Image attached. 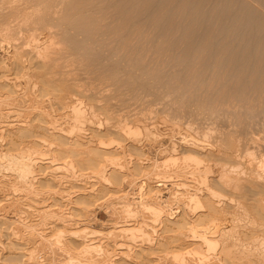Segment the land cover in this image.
Returning <instances> with one entry per match:
<instances>
[{"label": "bare ground", "instance_id": "6f19581e", "mask_svg": "<svg viewBox=\"0 0 264 264\" xmlns=\"http://www.w3.org/2000/svg\"><path fill=\"white\" fill-rule=\"evenodd\" d=\"M0 191V264H264V0H0Z\"/></svg>", "mask_w": 264, "mask_h": 264}, {"label": "rangeland", "instance_id": "374dc122", "mask_svg": "<svg viewBox=\"0 0 264 264\" xmlns=\"http://www.w3.org/2000/svg\"><path fill=\"white\" fill-rule=\"evenodd\" d=\"M204 125H205V124H204ZM205 126H207V125H205ZM205 126H203V124H202V127H200V129H201V128H202V129H203V128L205 129ZM200 129H199V131H197V132H200V131L202 130V129H201V130H200ZM205 130H206V129H205ZM202 131H204V130H202ZM2 194H3V193L0 191V200H1V199L3 200V198H4V196H2ZM5 198H6V197H5ZM23 198H24V197L21 196V200H19L20 205H21L22 203L24 204V205L22 204L20 207H21V208L23 207V208L25 209V210L23 209L24 211H26L27 209H30L29 211H26V213L23 211V213L25 214V215H24V214H23V215L26 216V215L29 213L27 216H30L31 214H33V215H31V216L33 217L34 215H36L35 212H34L35 210H34V211L32 210V209H34V207H35V205H34V204H35L34 201H32V202H33V204H32V202H28V201H30V200H29L28 198L25 197V198L28 200V201H27L28 203H27L26 201L24 202V199H25V198H24V199H23ZM26 199H25V200H26ZM25 203H26V204H25ZM27 205H28V206H27ZM26 206L28 207L27 209H26ZM29 206H30V207L32 206L33 208H29ZM36 206H37V204H36ZM39 206H40V205H38V207H39ZM38 207H36V208H38ZM36 208H35V209H36ZM67 208H69V207L67 206L66 209H65V207H64V205H63V208H61V209H62L61 212L63 213L64 210H65V212H67ZM63 209H64V210H63ZM21 211H22V209H21ZM30 211H31V212L33 211L34 213H33V212L30 213ZM4 214H5V212H3V210H0V218H3V217L5 216ZM34 218H35V220H34ZM37 220H38L37 217L34 216V217H33V221H37ZM2 226H3V225L1 224V226H0V230H1L2 228H4V229L7 228L6 224L4 225V227H2ZM1 227H2V228H1ZM3 231L5 232L6 229H5V230L2 229V231H1L0 233H2ZM4 232H3L2 234H0V243H1V244H0V250H2V249L5 248V249H4V252H3V254H4L3 257H6L7 255H10V254H11V255H15V254L17 253V251H18V248H17V251L14 250V249H16L15 247H16V246L19 247V246H21V245H20L19 241H18L17 239H15V238H11L10 241H9V239H10V238H9V239L6 241V237H5V239H4V237H3V236L5 235ZM1 235H2V236H1ZM90 237H91V236H90ZM3 242H4V243H3ZM6 242H7V243H6ZM10 242H11V244L13 243V244H15V245L12 244V245L10 246ZM167 242H168V241H167ZM16 243H17V244H16ZM3 244H4V245H3ZM7 244H8V245H7ZM170 244H171V243H167V244H166V245H169L167 249H168V250L170 249V251L173 250V248H174L175 250H177L178 248L181 249V248H184V247H185V245H183V247H182V245L180 244L179 247H176V246L174 247V246L171 245V246H172V248H171V247H170ZM6 246H7V247H6ZM13 246H14V247H13ZM134 246H135V245H134ZM177 246H178V245H177ZM1 247H2V248H1ZM10 247H11V248H10ZM164 247H165V246H164ZM135 248H136V247H135ZM165 248H166V247H165ZM5 250H6V251H5ZM170 251H169V252H170ZM10 252H11V253H10ZM14 253H15V254H14ZM168 255H169V254H168ZM168 255H167V259H166V261L164 260V262H165V263L167 262L166 264H168V263H169V264H172V263H171L172 261H170V258H168ZM37 257H38V256H37ZM0 258H1V257H0ZM133 259H135V258H133ZM155 259H156V258H155ZM189 259H191V258H187V260H189ZM135 260H136V262H138L139 264H140V263H141V264H145L144 261H146L147 259H146V258H141V259L137 258V259H135ZM135 260H134L133 262H135ZM137 260H138V261H137ZM141 260H142V261H141ZM143 260H144V261H143ZM148 260L151 261V262H152V261H155L154 258H152V259L149 258ZM168 260H169V261H168ZM191 260H192V259H191ZM139 261H140V262H139ZM149 261H148V263H149ZM162 261H163V260H162ZM146 262H147V261H146ZM162 263H163V262H161V264H162ZM187 263H188V261H187ZM187 263H186V264H187ZM194 263H196V262L194 261ZM11 264H14V263H11ZM15 264H16V263H15ZM146 264H147V263H146ZM163 264H164V263H163Z\"/></svg>", "mask_w": 264, "mask_h": 264}]
</instances>
